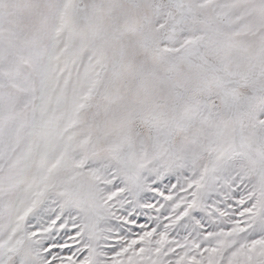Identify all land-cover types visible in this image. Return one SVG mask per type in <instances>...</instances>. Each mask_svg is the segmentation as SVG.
I'll return each instance as SVG.
<instances>
[{
  "label": "snow or ice",
  "instance_id": "obj_1",
  "mask_svg": "<svg viewBox=\"0 0 264 264\" xmlns=\"http://www.w3.org/2000/svg\"><path fill=\"white\" fill-rule=\"evenodd\" d=\"M0 264H264V0H0Z\"/></svg>",
  "mask_w": 264,
  "mask_h": 264
}]
</instances>
